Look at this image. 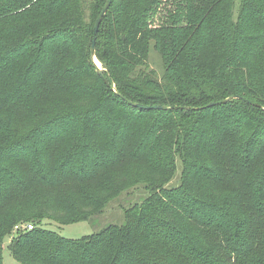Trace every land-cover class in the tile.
Here are the masks:
<instances>
[{"label": "trees", "instance_id": "trees-1", "mask_svg": "<svg viewBox=\"0 0 264 264\" xmlns=\"http://www.w3.org/2000/svg\"><path fill=\"white\" fill-rule=\"evenodd\" d=\"M107 1L0 0V264H264V0H113L100 76Z\"/></svg>", "mask_w": 264, "mask_h": 264}, {"label": "rangeland", "instance_id": "rangeland-1", "mask_svg": "<svg viewBox=\"0 0 264 264\" xmlns=\"http://www.w3.org/2000/svg\"><path fill=\"white\" fill-rule=\"evenodd\" d=\"M150 60L154 68H157V70L161 69V59L156 51L151 50ZM177 182V179L174 180L170 186L176 184ZM107 208V211L103 215L97 217L93 222H79L60 225L56 222L48 221L43 227L47 230L56 232L65 238L80 239L100 232L107 225L118 223V221L122 218V208L119 207V209H117V207H112V205H109ZM110 208H112V212L109 211ZM16 233L17 232L14 230L10 237H7L4 241L2 254L3 264H21L13 257L12 252L9 249V244L11 243L12 238L17 235Z\"/></svg>", "mask_w": 264, "mask_h": 264}, {"label": "water", "instance_id": "water-1", "mask_svg": "<svg viewBox=\"0 0 264 264\" xmlns=\"http://www.w3.org/2000/svg\"><path fill=\"white\" fill-rule=\"evenodd\" d=\"M113 3V0H108L105 7L103 8L102 12L100 13L97 21H96V24H95V28H94V38H93V41H92V46H91V60L94 64V66L96 67V70H97V73L100 75V76H103L102 74V71H103V68L100 64V62L97 60L96 58V50H97V36H98V33H99V30H100V27H101V24L103 22V19L105 17V15L107 14V12L109 11L111 5ZM104 81L105 83L109 86V82L106 78H104ZM113 90H115L114 88H112ZM234 98H239V97H230L222 102H217V103H211L209 105V107H212V106H216V105H221V104H226L227 102L233 100ZM251 104L255 105V106H258L260 107V105L258 104H255L253 102H250ZM133 106L135 107H138V108H141V109H154V110H165L167 109L165 106H161V105H156V106H145V105H140V104H136V103H131ZM169 109H177L176 107H170Z\"/></svg>", "mask_w": 264, "mask_h": 264}, {"label": "built area", "instance_id": "built-area-1", "mask_svg": "<svg viewBox=\"0 0 264 264\" xmlns=\"http://www.w3.org/2000/svg\"><path fill=\"white\" fill-rule=\"evenodd\" d=\"M33 229V225L29 224V225H19L15 228V231H23V230H32Z\"/></svg>", "mask_w": 264, "mask_h": 264}]
</instances>
